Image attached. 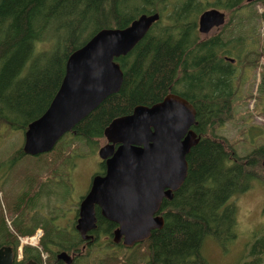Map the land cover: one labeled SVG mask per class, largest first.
<instances>
[{
    "label": "trees",
    "instance_id": "16d2710c",
    "mask_svg": "<svg viewBox=\"0 0 264 264\" xmlns=\"http://www.w3.org/2000/svg\"><path fill=\"white\" fill-rule=\"evenodd\" d=\"M255 2L259 3L261 12H249L247 19L257 14L264 28V0ZM211 8H222L234 19L245 7L243 0L214 3L210 0H0V122L23 133L50 107L73 52L102 29L126 28L142 14L161 15V20L133 51L116 59L125 75L120 93L107 99L51 153L30 159L20 148L11 160L13 163L39 160L41 167L50 168L59 178L71 163L74 151H81L86 143L98 154L107 127L115 119L132 114L137 106H153L173 93L195 107L198 125L194 130L201 140L188 155L189 174L185 184L172 201L165 200L162 205L164 229L153 231L149 241L125 249L130 254L108 255V264H116L120 259L124 264H210L204 254L208 239L230 245L238 237V210L232 199L250 191L256 181H264L259 170V165L264 163V146L241 158L228 140L216 135L232 118L236 98L235 64L227 57L254 66L252 56L264 58V33L260 54L251 43L255 38L253 32L234 38L230 33L227 40L224 32L202 38L198 20ZM229 24L224 26L225 30ZM237 24L242 27L243 20ZM247 40L251 44L246 47ZM259 92L264 93V74ZM68 135L74 138L69 144L64 141ZM104 171L102 162L101 173L97 175H105ZM41 183L52 195L53 186L47 180ZM55 183L60 187L62 181ZM6 205L10 208V203ZM19 206L21 202L15 201L13 215L20 213ZM59 217L50 221L39 219L27 230L22 218H16L10 227L0 214V238L6 237L5 244L13 247L18 260L19 236L33 237L42 226L46 232L43 252L49 254L51 245H58L61 252L71 251L82 242L74 225L69 227L71 231L55 227ZM97 219L98 229L93 233L98 238L108 237V248L121 250L122 244L113 243L117 225L105 220L99 208ZM92 247L100 249L98 239ZM22 256L37 258L42 264L40 251L32 247H24ZM54 257L53 264H64L56 259V252ZM249 258L251 261L244 264H264V236L250 245Z\"/></svg>",
    "mask_w": 264,
    "mask_h": 264
},
{
    "label": "water",
    "instance_id": "95a60500",
    "mask_svg": "<svg viewBox=\"0 0 264 264\" xmlns=\"http://www.w3.org/2000/svg\"><path fill=\"white\" fill-rule=\"evenodd\" d=\"M160 20V13L142 14L126 28L100 30L73 52L50 107L25 132L24 154L38 157L51 153L67 133L120 93L125 75L116 59L133 51ZM227 22L225 12L211 8L200 15L198 30L209 35ZM197 117L188 100L170 93L153 106H137L132 114L107 127V143L99 151L106 173L93 178L80 203L76 230L83 241L95 238L97 208L105 220L117 225L113 242L128 249L149 241L153 231L164 229L162 205L165 200L172 201L185 184L188 155L201 140L194 130ZM13 259L12 248L0 250V264H12ZM58 259L66 264L74 261L67 252H61Z\"/></svg>",
    "mask_w": 264,
    "mask_h": 264
},
{
    "label": "rangeland",
    "instance_id": "374dc122",
    "mask_svg": "<svg viewBox=\"0 0 264 264\" xmlns=\"http://www.w3.org/2000/svg\"><path fill=\"white\" fill-rule=\"evenodd\" d=\"M210 1L214 3L217 0ZM243 6L245 8L239 12L240 16L234 19H231L230 12L217 8L227 14L228 23H231L230 27L226 30L225 27L220 30L215 29L209 35L200 34V36L210 38L222 35L224 32L225 36L223 37L227 40L226 36L230 33L234 38L239 34L245 35L253 32L255 38L251 43L255 44L254 51L260 54L264 33L263 25L257 14L247 19L249 12L257 13L258 10L261 12L260 5L258 2L248 3L247 0H243ZM241 19L243 26L239 27L237 21ZM250 26L253 27L252 30H250ZM251 43L247 40L245 46L247 47ZM251 61H255L252 67L248 62H234L236 98L232 118L216 132L218 137L225 138L232 144L241 158L247 157L256 149L264 146V93L259 92L264 74V58L252 56ZM64 141L67 144L71 143L74 141L73 135H68ZM106 143L105 139L102 146L104 147ZM23 146L24 133L14 131L8 125L0 122V214L2 219H5L8 226L11 227L16 218H22L25 221L26 229H32L39 219L50 221L60 216L58 224L53 223L55 227L71 231L69 227L74 225L76 230L80 203L87 195L93 178L101 173L103 161L84 143L81 146V151L73 152L71 163L63 169V173L58 178L57 173H51L50 168L41 167L39 160L33 162L22 160L13 163L11 161L13 156L20 148L23 149ZM94 148L97 150V147ZM28 158L32 159L33 157ZM31 165L32 167H30ZM259 170L264 174V163L259 165ZM25 176L28 179L27 183H23L26 179ZM41 180H47L50 187L53 186L52 195L45 192L43 189L45 184H42ZM55 180L56 182L62 181L60 187L56 186ZM38 183L39 186H36ZM39 192V203L37 204L36 196L35 198L33 196ZM21 194L22 197L19 198ZM18 200L21 202V206H19L21 211L19 214L13 215L12 205ZM232 202L238 210V237L230 245H222L215 239H208L204 254L210 264H244L251 261L249 258L250 245L257 238L264 236V181H256L250 191L233 198ZM7 203H10V208L7 207ZM0 227L2 229L1 221ZM12 233L15 234V230H12ZM36 236L39 237L38 246L42 248V241L46 237L45 229L42 226L33 235V237ZM21 240L22 238L19 236L21 245L19 251L23 252ZM3 241L6 242L7 239L0 238V243ZM108 242V237L100 236L98 238L100 249L92 247L94 244L90 245V248L87 247L83 256L78 258V264H99V262L108 264L106 260L108 255L117 253L119 256H123V254L131 253V251H125V247L121 248L122 251L108 248ZM26 246L38 250L36 245H24V247ZM80 246L83 244L81 243ZM50 248L49 254L40 252L42 264H53L54 253L59 251V246L51 245ZM18 255H20L19 252ZM123 262L124 260L120 259L116 264H124Z\"/></svg>",
    "mask_w": 264,
    "mask_h": 264
},
{
    "label": "flooded vegetation",
    "instance_id": "af4514ba",
    "mask_svg": "<svg viewBox=\"0 0 264 264\" xmlns=\"http://www.w3.org/2000/svg\"><path fill=\"white\" fill-rule=\"evenodd\" d=\"M104 163V162H103ZM106 173V164H105V171H104V174ZM25 177H27V176H25ZM23 183H25V180L23 181ZM36 186H39V183L36 185ZM46 193H50V192H47V191H45ZM39 194H40V192L39 193H35L34 194V198H35V196H36V203L38 204L39 203ZM20 197H22V194L21 195H19V198ZM77 225V224H76ZM76 227V226H75ZM27 230H31L30 228H28ZM1 231V230H0ZM4 233H5V235H7V233L5 232V230H4ZM78 233V232H77ZM93 235H94V240L93 241H90V242H85V241H83L82 240V238H81V236H80V234L78 233V236L80 237V241L82 242V244H83V246H79V245H77V244H75L74 246H73V249L71 250V251H65V252H67L71 257H72V259L74 260L73 261V264H77L78 263V258L80 257V256H83V253H84V251L86 250V248L87 247H89L90 248V245H92V244H94L95 242H96V240L98 239V237L94 234V233H92ZM4 238H6V237H4ZM6 242H1L0 243V250L1 249H3V248H5V247H10V248H12V250H13V255H14V259H13V263L12 264H16V263H22V264H41V261L39 260V259H35L34 257H32V258H28V259H25L24 258V256H22L23 255V253H22V255L20 256L19 255V257H18V260H16V257H17V255H16V252H15V250L13 249V247H11V246H8V245H6L5 244ZM61 253V251H58V252H56V259H57V257H58V254H60ZM59 261H61V260H59ZM61 262H63V261H61ZM64 263V262H63ZM64 264H66V263H64Z\"/></svg>",
    "mask_w": 264,
    "mask_h": 264
},
{
    "label": "built area",
    "instance_id": "2783aa9c",
    "mask_svg": "<svg viewBox=\"0 0 264 264\" xmlns=\"http://www.w3.org/2000/svg\"><path fill=\"white\" fill-rule=\"evenodd\" d=\"M38 238L39 237H33V238H31V239H26V240H24V241H22L23 242V246L24 245H37L38 244ZM29 240H30V242H29ZM22 255V253H20V256Z\"/></svg>",
    "mask_w": 264,
    "mask_h": 264
},
{
    "label": "bare ground",
    "instance_id": "6f19581e",
    "mask_svg": "<svg viewBox=\"0 0 264 264\" xmlns=\"http://www.w3.org/2000/svg\"><path fill=\"white\" fill-rule=\"evenodd\" d=\"M67 134H69V133H67ZM67 134H66V135H67ZM66 135H65V136H66ZM24 136H25V133H24ZM65 136H64V137H65ZM64 137H63V138H64ZM63 138H62V139H63ZM62 139H61V140H62ZM61 140H60V141H61ZM60 141H59V142H60ZM58 144H59V143H58ZM99 151H100V150H99ZM98 155H99V152H98ZM99 158H100V157H99ZM100 159H101V158H100ZM152 233H153V232H152ZM21 238H22L21 241H24L25 239H29V238L31 239L32 237H21ZM20 247H21V245L19 246V248H20ZM36 247L38 248V250H39L40 252L42 251V249L38 246V244L36 245ZM19 248H18V252H19V253H23V252H20V251H19ZM22 248H24L23 245H22ZM125 248H126V247H125ZM126 249H128V248H126ZM63 252H65V251H63ZM58 255H59V254H58ZM58 260H59V259H58Z\"/></svg>",
    "mask_w": 264,
    "mask_h": 264
}]
</instances>
